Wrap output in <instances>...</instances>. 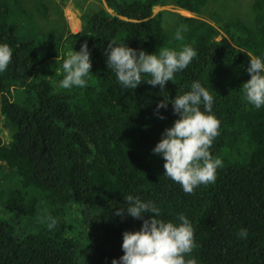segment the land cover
I'll list each match as a JSON object with an SVG mask.
<instances>
[{
  "label": "trees",
  "instance_id": "trees-1",
  "mask_svg": "<svg viewBox=\"0 0 264 264\" xmlns=\"http://www.w3.org/2000/svg\"><path fill=\"white\" fill-rule=\"evenodd\" d=\"M103 1L105 7L92 14L80 32L65 39L76 52L87 41L92 62L88 76L93 79L67 92L60 82L68 56L59 55L52 37L42 53L32 42L20 44L10 22L12 4L20 0H0V44H8L13 53L7 69L0 72V108L13 139L7 145L0 140V158L16 172L24 189L39 192L43 217L50 215L49 209L58 211L70 202L92 208L87 264L119 260L124 255L123 233L141 229L143 220L115 215L127 208L128 195L153 202L166 222L178 226L181 214L189 220L196 246L186 260L264 264V105L256 109L247 103L241 87L250 80V59L264 62V0L253 5L254 29L240 21L214 26L197 20L205 0H171L182 13L194 17L179 16L170 32L164 30L161 15L153 14L166 0ZM185 26L183 39L177 40L176 30ZM109 42L157 55L159 48L179 52L191 46L197 55L162 91L147 84L148 75H142L143 83L136 89H127L106 66ZM54 60L59 68V75L53 77L55 86L33 82L38 68ZM194 81L214 98L211 114L220 127L210 153L223 166L217 169L214 183L186 194L180 184L163 175L165 161L152 150L179 118L171 100L189 92ZM17 89L24 90V98L10 100ZM161 101L169 103L166 110L159 109L165 119L155 114ZM243 228L248 230L246 239L237 235ZM62 232L56 223L51 230L41 227L16 240L0 228V264H76L74 244L65 241Z\"/></svg>",
  "mask_w": 264,
  "mask_h": 264
},
{
  "label": "clouds",
  "instance_id": "clouds-1",
  "mask_svg": "<svg viewBox=\"0 0 264 264\" xmlns=\"http://www.w3.org/2000/svg\"><path fill=\"white\" fill-rule=\"evenodd\" d=\"M187 28H178L175 38L182 40V33ZM104 54L107 56L106 66L111 69L119 84L127 89H136L142 84V75L150 76L147 84L159 86L161 91L174 74L186 69L197 53L191 46H185L179 52L167 48H159V53L147 54L143 50H135L124 46H114L109 42ZM62 64L64 78L60 82L63 89L74 86L83 88L91 73L92 62L87 41L81 44L80 51H70ZM13 53L8 44H0V72H4ZM250 80L242 84L244 99L259 109L264 105V62L259 57H252L247 68ZM214 98L198 81L191 84V90L177 95L171 100L173 114L179 118L173 126L166 128L161 140L152 152L165 161L163 175L181 185L186 194H192L195 187L214 183L216 171L223 166L219 158L210 153L213 140L219 133L220 121L211 114ZM168 102L157 104L155 114L159 119V109H167ZM203 106V111H201ZM126 209H119L115 215L122 218L131 216L143 220L137 232L123 233L122 251L119 260L113 259L112 264H197L195 259H185L194 247V229L189 220L180 215L179 225L166 222L159 218L160 210L153 202H144L138 197L128 195L124 198ZM145 214H152L144 219ZM49 230L56 226V219L51 215L38 217ZM239 238L246 239L248 230L241 229Z\"/></svg>",
  "mask_w": 264,
  "mask_h": 264
},
{
  "label": "rangeland",
  "instance_id": "rangeland-1",
  "mask_svg": "<svg viewBox=\"0 0 264 264\" xmlns=\"http://www.w3.org/2000/svg\"><path fill=\"white\" fill-rule=\"evenodd\" d=\"M163 7L153 9V14L158 13L162 17L163 28L170 32L179 21V16L194 17L191 14L182 13L171 0H166ZM206 6L197 20L207 22L214 26L230 24L235 21L244 23L250 29L255 28L254 3L257 0H205ZM105 7L103 0H20L12 4L10 22L16 27V37L20 44L32 42L36 50L42 53L47 40L53 38L56 50L64 57L73 51V44H65V39L70 33H78L81 26L89 17ZM57 60L39 67L35 73L33 82H48L55 86L53 77L59 75ZM86 84L93 79L85 77ZM96 79V78H95ZM26 88V87H24ZM79 87L64 89L74 92ZM25 96L23 89L11 92L12 101H22ZM13 130L9 120L2 114L0 108V140L7 145L13 139ZM17 194H19L17 196ZM11 197H15L11 199ZM9 198L11 199L9 202ZM11 201H14L13 204ZM20 208H12V205ZM31 203L33 204L31 206ZM12 208V210L10 209ZM62 228V236L65 241L74 244V258L76 264H87L89 252V237L94 226V211L84 204L70 202L59 206L57 209H49ZM42 216L40 206V194L35 188L24 189L21 179L15 171L8 168L0 158V228L11 235L13 239L20 240L41 227H47L38 220Z\"/></svg>",
  "mask_w": 264,
  "mask_h": 264
}]
</instances>
